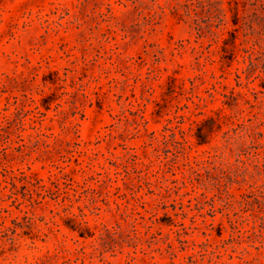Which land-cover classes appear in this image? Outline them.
I'll return each mask as SVG.
<instances>
[{"label": "rangeland", "instance_id": "rangeland-1", "mask_svg": "<svg viewBox=\"0 0 264 264\" xmlns=\"http://www.w3.org/2000/svg\"><path fill=\"white\" fill-rule=\"evenodd\" d=\"M0 264H264V0H0Z\"/></svg>", "mask_w": 264, "mask_h": 264}]
</instances>
